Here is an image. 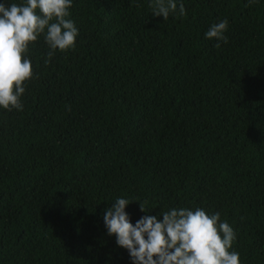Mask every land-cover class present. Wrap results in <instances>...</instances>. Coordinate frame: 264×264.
<instances>
[{
  "label": "trees",
  "instance_id": "trees-1",
  "mask_svg": "<svg viewBox=\"0 0 264 264\" xmlns=\"http://www.w3.org/2000/svg\"><path fill=\"white\" fill-rule=\"evenodd\" d=\"M150 2L72 0L75 47L45 65L30 44L23 109L0 108V264H131L103 222L118 197L133 225L219 212L240 264H264V0H182L165 21Z\"/></svg>",
  "mask_w": 264,
  "mask_h": 264
},
{
  "label": "clouds",
  "instance_id": "clouds-1",
  "mask_svg": "<svg viewBox=\"0 0 264 264\" xmlns=\"http://www.w3.org/2000/svg\"><path fill=\"white\" fill-rule=\"evenodd\" d=\"M254 2L248 0L245 6ZM71 7L72 0L0 3V108L23 109L20 97L26 82L33 78L32 63L26 58L32 42L43 36L48 47L45 65L57 50L75 47L79 32L68 19ZM149 7L153 17H163L164 21L170 14L186 15L182 0H151ZM228 27L227 19L219 20L204 36L218 41L215 47L219 48L220 42L228 43ZM130 203L127 198H116L105 210L103 222L107 235H115L117 246L127 250L131 264H240L239 253L230 251L236 239L234 230L221 220L219 212L208 215L203 208H171L159 216H142L133 225L125 211ZM145 203H139L142 213L149 211Z\"/></svg>",
  "mask_w": 264,
  "mask_h": 264
}]
</instances>
